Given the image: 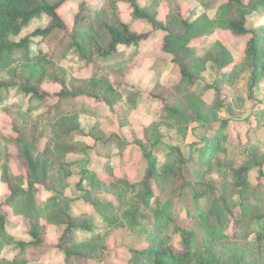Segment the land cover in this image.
I'll return each instance as SVG.
<instances>
[{
    "label": "trees",
    "instance_id": "trees-1",
    "mask_svg": "<svg viewBox=\"0 0 264 264\" xmlns=\"http://www.w3.org/2000/svg\"><path fill=\"white\" fill-rule=\"evenodd\" d=\"M69 1L0 0V104L5 102L10 90H16L45 109L35 114L31 107L24 108L18 103L0 105V114L9 120L13 135L1 136V140L18 148L14 158L25 172L21 177L15 176L7 166L0 169V179L9 192L4 204L14 216L22 217L26 226L21 228L28 238L15 240L18 228L0 208V253L11 247L17 252L11 258L0 254V264L42 262L52 246L46 243V229L41 220L62 227L55 248L64 256L63 264H115L109 260L113 255L111 239L117 229H126L129 235L141 236L146 242L142 247L127 248L129 258L125 264H264V231L261 230L264 150L253 148L250 161L236 168L225 167L231 162L233 134L234 138L240 137L237 129L249 118L233 116L232 107L243 102L242 98L225 97L221 93L241 68L251 70L249 90L253 91L261 82L264 22L249 26V20L264 16V0H195L187 18L183 17L176 0H148V4L141 0H104L98 9L81 2L71 29L59 13ZM160 3L168 7L165 21L158 18ZM118 4L127 7L133 22H143L151 31L132 30L120 19ZM198 7L205 12L201 10L202 14L195 18ZM209 11H213L212 16L207 15ZM43 16L48 20L44 28L15 40L31 21ZM216 30L246 38L238 62L219 40L203 49L192 46L211 37ZM150 33L163 35L160 52L169 56L168 61L177 68L183 89L178 92L155 87L147 94L161 104L162 115L144 127L142 136L134 140L144 161L142 178L132 183L127 176L113 175L108 167L110 161L105 158L104 168L114 180H100L90 169L86 170L90 185L84 203L92 211L72 216L63 197L77 172L68 157L122 145L117 134H106L100 120L111 123L106 116L109 113L116 117L119 128L128 124L130 105L126 99L122 100L121 93L139 94L127 83L126 76L140 49L126 57L119 54V49L139 46ZM55 34L60 37L48 50L32 51L34 41L43 43ZM67 41L90 67V78H67L60 65L63 55H58ZM209 64L218 72L211 84L202 78ZM47 84L57 85L59 91L47 92L44 89ZM209 91L212 98L205 99L204 92ZM253 97L250 93L248 98ZM80 102L82 105L78 106ZM89 102L106 106V115L88 111ZM224 112L227 118L222 117ZM82 114L94 118L87 132L80 128ZM163 124L173 125L180 132H185L190 124L200 125L202 144H197L200 148L194 147L192 151L198 159L193 155L186 157L179 148L165 144L160 134ZM157 153L162 159L157 158ZM212 156H218L216 161H210ZM217 160L224 161V169L232 173L230 185L207 179L215 171ZM203 165L208 167L200 179L186 177L187 169ZM252 172L256 184H253ZM38 190L48 198L36 204ZM103 194L112 195L114 203L100 198ZM237 208L239 211L234 216ZM92 212L105 223L103 232L81 240L74 237L76 232H93ZM233 218L237 225L247 229L235 238L226 233ZM183 219L190 226H185ZM251 235L254 240H250Z\"/></svg>",
    "mask_w": 264,
    "mask_h": 264
},
{
    "label": "rangeland",
    "instance_id": "rangeland-1",
    "mask_svg": "<svg viewBox=\"0 0 264 264\" xmlns=\"http://www.w3.org/2000/svg\"><path fill=\"white\" fill-rule=\"evenodd\" d=\"M47 1L53 3L57 0ZM194 1L195 0H176L181 8L183 17L187 18L189 16L190 9L195 5ZM81 2H85L90 7L95 9L101 8L104 4V0H71L67 2L65 6L60 9L59 13L62 15L69 29H71L73 26V19L77 12V7ZM141 2L143 4L149 3L148 0H141ZM198 8H200V10L195 12V18L199 17L202 14V11L205 12L202 7ZM118 9L120 19L125 23H130L129 25L132 30L136 31L137 33H147L151 31L147 24L143 22H133L125 5L118 4ZM212 12L213 11H209L207 15L212 16ZM157 13L158 18L165 21L168 13L167 4L160 3L157 7ZM263 22V15L259 17L253 16L249 20V26H256L257 24H261ZM47 23L48 20L45 16L34 19L21 32L20 36L15 38V40L18 41L24 36L29 35L37 28H44ZM59 37V34H55L52 35L46 42L42 43L38 40L34 41V45L31 47V49L32 51H37L38 49H43L46 51L48 50L49 45L57 42ZM162 38V34L150 33L149 38L139 46L128 48L120 47L119 49V54L125 57L134 50L140 49L135 61L133 62V65L130 63L132 67L126 76L127 83L135 87L139 91V94L135 96L133 94L126 95L125 93H121L123 97L122 100L125 101L126 99L127 103L130 105V107H128V124L126 127L119 128L116 117L109 113L106 115V106L100 103L91 102L86 105L88 111H94L99 116L105 114L110 118L112 121L111 123L103 119L100 120L101 125L103 126L107 135L110 133L117 134L121 139L122 145L120 147L110 146L107 151L97 148V150L87 151L84 155L68 157V160L75 165L74 170L77 172L76 176L71 179L70 186L63 197L70 207V213L72 216H79L81 213L92 211V207L84 203L86 189L90 185L89 173L86 170L90 169L100 180H114V178L109 174L108 170L104 168L105 158L109 159L110 161V165L108 167L112 169L114 173L113 175L127 176L129 181L132 183L137 182L142 178L144 171V161L134 140L136 136H142V130L144 127H146L152 121L158 120L162 115L161 104L158 101H154L149 98L147 94L155 87L158 89L161 87L169 88L170 90L178 92L182 91L183 89V86L179 83V73L177 68H174L168 61L170 58L169 56L160 52ZM215 40H219L224 44V46L232 53L236 62L240 60L246 45V38H235L229 32L224 30H216L211 37L199 40L196 43H193L192 46L198 49L207 48L209 44ZM69 45L70 42L67 41L62 47L63 49L58 52L59 56L63 55V58L60 60V65L67 75V78L69 79L71 76L79 79L90 78V67L86 65L84 60L80 59L79 55L74 51V49L69 47ZM148 54L157 56V58L146 59ZM139 61L141 62L140 65H138ZM149 61L152 62L151 66L147 65ZM250 71L251 70L248 68H241L233 78L232 83L230 85H225V87L221 90V93L225 97H239L244 100L241 103L239 102L237 106L232 107L234 118H240L244 116H248L249 118V121L246 124L237 129L240 137L234 138L235 136L233 134L232 139L235 141L230 147L231 154L229 156V159L232 163L230 162L225 164V167L229 169H231V167L236 168L245 161H250L249 155L251 154V150L253 148L264 150V70L260 69V75L262 79L260 84H258L253 91L248 89ZM148 73L152 75V78H149ZM162 76L166 77L161 78ZM142 77H144L143 82H141ZM173 77L177 78L178 80H175V78L173 79ZM217 77V69L212 64H209L206 68V71L202 74L203 80L210 84L214 83ZM154 78L157 80L156 82H154ZM44 89L51 94L59 91V87L55 84H47L44 86ZM204 93L205 99L212 98L211 91ZM250 93H253L254 95L252 99L248 98ZM28 98L29 97L20 94L16 90H10L6 95L5 102H2V104L18 103L24 108L31 107L35 114L44 112L45 109L40 108L36 102H33ZM133 101L136 103L135 107V103L132 104ZM255 104L259 105L256 106ZM80 105H82V102L78 104V106ZM222 117L227 118L225 112L222 114ZM79 122L81 126L80 128L87 132L90 125L94 122V118L87 114H82L79 116ZM173 128V125L168 124H163V126H160L162 141L168 146L179 148L184 156L190 157L193 155L195 159H198L197 153H192V151L194 147H196V149L200 148L196 146L197 144H202L201 137L203 130L200 125L190 124L188 125V128L185 132H180L177 130V128ZM1 136H13L9 128V120L2 114H0V169H3L4 166H7V168L11 170L15 176H25V172L20 169L18 161L14 158L18 152V148L12 144L3 142L1 140ZM156 156L157 158L162 159L161 154L157 153ZM217 157L218 156H212L210 161H216ZM223 162L224 161L217 160L214 167L215 171L213 174L209 175L207 179L209 181H223L225 184L230 185L232 173L224 169L223 164L225 162ZM207 167V165L193 166L186 170V177L191 179H200L202 177L203 171L206 170ZM224 171H226L225 174H223ZM253 173L254 172H252L251 178L254 181L255 176ZM221 175L225 179H223ZM14 182L18 183V181ZM256 183L257 182L255 180L253 184ZM37 192L38 193L34 198V201L36 199V204L48 198V196L42 194L40 190ZM8 196L9 192L7 191L6 184L3 183L2 179H0V208L2 212L8 216L9 222L12 225L18 224L19 226H26V223L22 220L21 216H14L11 208L5 206L4 202ZM93 198L94 197H92V199ZM100 198L104 199L106 202L114 203L115 201L114 197L109 194H103L100 196ZM233 201L236 203L238 202L236 197L233 198ZM128 202L130 203L132 200ZM33 206L35 207V205ZM237 211H239L238 208L235 211L234 216L236 215ZM92 214L94 216L93 223L91 222L92 228L94 229L93 232H76L74 233V237L81 240L85 237H89L93 233L100 234L103 232L106 226L105 223L95 212H92ZM181 222L185 226H190V222L186 221L185 219L181 220ZM40 223L43 224L46 229V243L51 245L52 248L46 255L43 256L42 262H33L30 264H63L64 256L58 249L55 248L60 233L62 232V227L48 224L44 220H41ZM144 224L146 223L144 222ZM258 228L261 229L260 227ZM262 228L263 229L261 230L264 231V225H262ZM6 230L7 232L10 231L9 226L6 227ZM246 230V228H241L239 225H237L235 219L233 218L226 228V233L231 238H235L237 235H243L242 233H244ZM14 235L15 240H28L23 228L18 229L17 233ZM250 240H254V235L250 236ZM145 245L146 242L141 236L129 235L126 229H117L115 234L112 236L110 243L113 255L109 262L115 264H125L129 258V253L127 251L129 246L142 247ZM173 246L175 247L176 245ZM0 254L1 256L11 258L17 254V252L16 249L11 247L4 248Z\"/></svg>",
    "mask_w": 264,
    "mask_h": 264
},
{
    "label": "crops",
    "instance_id": "crops-1",
    "mask_svg": "<svg viewBox=\"0 0 264 264\" xmlns=\"http://www.w3.org/2000/svg\"><path fill=\"white\" fill-rule=\"evenodd\" d=\"M127 24H130V23H127ZM159 57V56H158ZM152 58H157V56H153V55H151V54H148L147 56H146V59H152ZM139 59V58H138ZM137 59V60H138ZM140 61L138 62V65H140ZM147 65H149V66H151L152 65V62L151 61H149L148 62V64ZM134 73V72H133ZM133 73H132V76H133ZM148 75H149V78H152V75L150 74V73H148ZM166 76H162L161 78H165ZM175 77H173V79H174ZM143 79H144V77H142L141 78V82H143ZM179 79V78H178ZM177 78H175V80H178ZM157 80L154 78V82H156ZM15 226H17V228L19 229V228H21V226H19L18 224H16Z\"/></svg>",
    "mask_w": 264,
    "mask_h": 264
}]
</instances>
